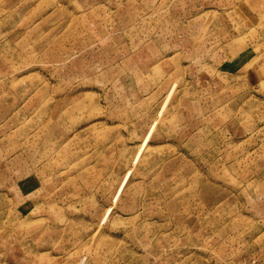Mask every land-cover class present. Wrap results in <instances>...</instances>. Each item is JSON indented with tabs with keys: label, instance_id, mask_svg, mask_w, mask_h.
Listing matches in <instances>:
<instances>
[{
	"label": "rangeland",
	"instance_id": "1",
	"mask_svg": "<svg viewBox=\"0 0 264 264\" xmlns=\"http://www.w3.org/2000/svg\"><path fill=\"white\" fill-rule=\"evenodd\" d=\"M0 264H264V0H0Z\"/></svg>",
	"mask_w": 264,
	"mask_h": 264
}]
</instances>
